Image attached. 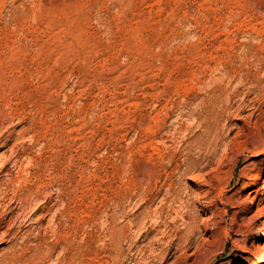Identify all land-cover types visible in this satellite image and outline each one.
<instances>
[{
	"label": "rangeland",
	"instance_id": "1",
	"mask_svg": "<svg viewBox=\"0 0 264 264\" xmlns=\"http://www.w3.org/2000/svg\"><path fill=\"white\" fill-rule=\"evenodd\" d=\"M263 232L264 0H0V264H261Z\"/></svg>",
	"mask_w": 264,
	"mask_h": 264
},
{
	"label": "bare ground",
	"instance_id": "2",
	"mask_svg": "<svg viewBox=\"0 0 264 264\" xmlns=\"http://www.w3.org/2000/svg\"><path fill=\"white\" fill-rule=\"evenodd\" d=\"M261 238L262 239H264V232H263V234L261 235ZM182 241V240H181ZM191 244V240H188V243L186 244V247L185 248H188V246ZM115 250V249H114ZM170 251V247H169V249H167L166 251H165V255H166V252H169ZM113 252V251H112ZM165 255H160L161 257L159 258L158 256V258L156 257V260H153L154 262H153V264H164V261L163 260H166V259H164L166 256ZM261 264H264V257L262 258V260H261Z\"/></svg>",
	"mask_w": 264,
	"mask_h": 264
}]
</instances>
